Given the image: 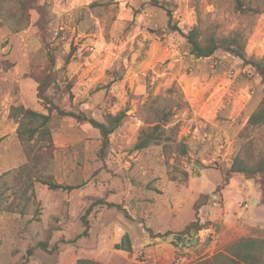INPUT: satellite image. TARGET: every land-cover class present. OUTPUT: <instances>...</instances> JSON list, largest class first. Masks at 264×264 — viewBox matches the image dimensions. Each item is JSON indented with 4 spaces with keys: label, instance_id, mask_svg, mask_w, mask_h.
Segmentation results:
<instances>
[{
    "label": "rangeland",
    "instance_id": "1",
    "mask_svg": "<svg viewBox=\"0 0 264 264\" xmlns=\"http://www.w3.org/2000/svg\"><path fill=\"white\" fill-rule=\"evenodd\" d=\"M242 1L252 9L238 8L236 0H0V264H76L101 254L104 264H137L113 244L118 218L127 212L149 220L154 233H175L196 217L193 202L204 194L210 195L206 206L221 200L217 208L228 219L210 220L206 240L182 249L184 264L209 255L212 246L215 252L240 238L264 239L259 183L241 173L227 184L223 179L246 140H254V154L264 153V129L245 130L264 97V82L253 66L223 49L196 57L171 27L198 25L204 37L240 31L248 56L264 57V0ZM164 6L173 12L171 23ZM37 78L46 80L53 103L49 126L56 149L47 171L79 187L51 189L34 181L35 196L27 200V178L15 174L27 157L11 111L24 106L49 113L38 98ZM157 96L155 106L175 112L168 126L179 123L187 157L175 160L160 145L134 149ZM59 109L99 120L106 112L126 110L127 116L103 154L100 131ZM222 191L232 207L222 203ZM175 193L184 196L179 209ZM97 198L126 210L96 206L88 235L65 242L84 232L83 215ZM198 213L202 223L209 221L202 208ZM130 230L135 233V225ZM40 241L58 249L36 247L29 255Z\"/></svg>",
    "mask_w": 264,
    "mask_h": 264
},
{
    "label": "trees",
    "instance_id": "2",
    "mask_svg": "<svg viewBox=\"0 0 264 264\" xmlns=\"http://www.w3.org/2000/svg\"><path fill=\"white\" fill-rule=\"evenodd\" d=\"M236 1L238 8L244 10L252 9L245 8L242 0ZM164 9L167 10L169 23H171L173 12L165 6ZM171 27L173 30L180 32L186 38L191 53L196 57H210L217 50L223 49L239 58L245 65L253 66L264 82V57L257 58L255 56H248L246 51V38L242 32L235 31L228 36H216L212 33L204 37L202 36V31L198 25L193 26L188 31L175 25ZM37 82L38 98L45 108L49 110V113L37 112L24 106H14L11 111L12 117L18 122L17 135L27 157V162L15 173L17 175H24L25 178H27L26 185L23 188V194L24 196L26 195L27 200H30L31 197L35 196L34 190L32 189L34 181H40L41 183L48 185L51 189L70 190L79 187L78 185L59 183L54 179V176L47 171L54 158V151L56 149L52 131L49 126L53 103L49 101V97L46 95L48 86L46 80L37 78ZM160 98V96H157L151 100L152 104L150 108L152 109V116L146 120L147 126L141 128L134 144V149L143 150L152 145H160L162 146L164 153L169 155L175 153V160H178L179 157H187L190 149L185 139L183 137L179 138V123H176L173 126H168L172 121L175 112L171 108L155 106ZM59 111L61 114L69 115L79 122L90 123L93 127L97 128L101 134V152L103 154L110 145L111 134L123 124L127 116L126 110L119 111L116 114L106 112L102 116L103 119L99 120L89 116L85 112L64 109H59ZM249 128H257L258 130L264 129V97L249 117L245 130ZM253 145V139H248L243 143L242 150L234 156L232 164L223 176L224 184L229 182L233 174L241 173L248 179H254L259 183L262 195L264 196V153H261L260 155L254 154L252 152ZM31 189V196H27ZM218 189H220V186ZM209 197V194H204L202 200L199 199L194 203L196 217L182 231L177 233L179 237L189 234L192 228L199 232L202 229L209 228L210 224H213L210 220L202 223L198 213L200 209L207 204ZM96 206H106L107 208L115 207L118 210H126L121 204L110 202L105 198L92 200L83 215V222L85 224L84 232L78 235L74 240L62 241L72 243L79 237L88 235L90 228L88 216ZM20 213L27 214V211L20 210ZM126 214L131 217L127 212ZM138 220L145 224L151 236L163 234H155L154 231L146 225V220ZM172 232L173 231H167L164 234ZM171 243L178 248V245L175 242L171 241ZM36 247L49 252H54L58 249L57 245L50 248L47 242L40 241L35 246L28 248V254L32 255ZM76 264L104 263L90 258H79ZM194 264H264V239L259 240L255 237L237 239L229 243L224 250L215 253L211 257L199 260Z\"/></svg>",
    "mask_w": 264,
    "mask_h": 264
},
{
    "label": "crops",
    "instance_id": "3",
    "mask_svg": "<svg viewBox=\"0 0 264 264\" xmlns=\"http://www.w3.org/2000/svg\"><path fill=\"white\" fill-rule=\"evenodd\" d=\"M181 195H179V193H175V207H177V209H179L184 199V196L181 197ZM215 196L219 197L218 194H215V193L212 194V197H215ZM221 196L223 197L222 203L224 205L229 204L230 207H232V205L235 204L234 202H231L233 204L230 203V200L227 199V196L224 191H222ZM108 201L113 202L112 200H108ZM220 205H221V200L219 204L216 206L204 205L202 207V212L205 215L204 216L201 215V217L203 218L207 217L209 218V220H215L220 217L223 219V222L226 223L228 219V213L222 214V207L221 209L217 208ZM241 212L242 211H240V213L237 214L239 217H241L240 215ZM194 219L190 220L187 224L184 225L182 229H179V231H175V234L182 231ZM99 220H102V219H99ZM118 220L119 222L116 221V224L114 223L115 228L114 226L112 227L113 244L118 247V251L121 254L126 255L128 257L129 261H132L137 264H180L176 262V257L177 255H180V254L182 255V252H181L182 249L185 248L189 250L191 248L197 247L196 246L197 244L199 246L202 242L206 240V238L210 235V232L212 230V229H202L199 232L196 231L195 236L198 238L197 244H193L191 246H185L182 248L177 244L178 245V248H177L174 244L171 243V241H155L154 240L153 242H148L155 236H151L145 224L143 222H140L137 219H133L132 217L128 218V216H124V219L119 217ZM126 220L129 221L130 224L128 222H125ZM134 225H135V233H132V231L130 230V226L133 227ZM146 225L152 229V227L150 226L149 220H146ZM167 231H170V229H166L165 232ZM191 231L189 234H185L182 237H185L188 240H193L194 236L191 234ZM155 233L157 234L162 233L161 228L155 229ZM213 249H214L213 246L209 247L207 251H211V253L209 255L204 256L203 258L201 257L200 260L211 257L215 253L223 250L222 248L214 252ZM96 259L102 262H106L105 259L103 258V254H101L100 256H97Z\"/></svg>",
    "mask_w": 264,
    "mask_h": 264
},
{
    "label": "water",
    "instance_id": "4",
    "mask_svg": "<svg viewBox=\"0 0 264 264\" xmlns=\"http://www.w3.org/2000/svg\"><path fill=\"white\" fill-rule=\"evenodd\" d=\"M200 167H203L200 165ZM258 203V199H255L254 204ZM191 234L194 236L193 240H188L185 237L179 238V236L175 233H169L164 236H155L149 242L155 241H173L176 244H178L181 248L185 246H191L193 244H197L198 238L195 236L196 235V230L192 228Z\"/></svg>",
    "mask_w": 264,
    "mask_h": 264
},
{
    "label": "built area",
    "instance_id": "5",
    "mask_svg": "<svg viewBox=\"0 0 264 264\" xmlns=\"http://www.w3.org/2000/svg\"><path fill=\"white\" fill-rule=\"evenodd\" d=\"M217 197L218 196H215L214 198H217ZM219 201H220V199L219 200L217 199V201H215L214 204L215 205H218L219 204ZM185 261H186V258L183 255H181V254L180 255H177L176 262H178L180 264H184Z\"/></svg>",
    "mask_w": 264,
    "mask_h": 264
}]
</instances>
